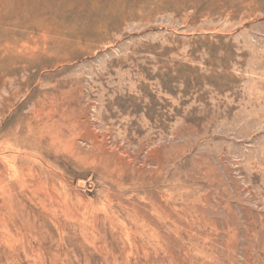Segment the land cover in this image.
<instances>
[{
	"label": "rangeland",
	"instance_id": "374dc122",
	"mask_svg": "<svg viewBox=\"0 0 264 264\" xmlns=\"http://www.w3.org/2000/svg\"><path fill=\"white\" fill-rule=\"evenodd\" d=\"M0 264H264V0H0Z\"/></svg>",
	"mask_w": 264,
	"mask_h": 264
}]
</instances>
